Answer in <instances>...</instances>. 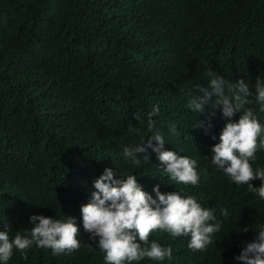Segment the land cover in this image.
<instances>
[{"label":"trees","instance_id":"16d2710c","mask_svg":"<svg viewBox=\"0 0 264 264\" xmlns=\"http://www.w3.org/2000/svg\"><path fill=\"white\" fill-rule=\"evenodd\" d=\"M254 145L264 0H0V264H264Z\"/></svg>","mask_w":264,"mask_h":264},{"label":"clouds","instance_id":"9594fccd","mask_svg":"<svg viewBox=\"0 0 264 264\" xmlns=\"http://www.w3.org/2000/svg\"><path fill=\"white\" fill-rule=\"evenodd\" d=\"M237 146L238 141L232 133L223 134L218 133L217 131L211 138V142L208 147V154L217 155L219 158L223 159L225 163L232 164L233 162L229 159V156L237 149ZM248 151L261 155V153H264V148H256L254 145L250 147Z\"/></svg>","mask_w":264,"mask_h":264}]
</instances>
